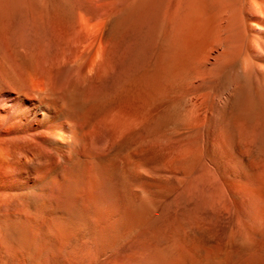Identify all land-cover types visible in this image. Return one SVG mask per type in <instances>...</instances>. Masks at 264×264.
I'll use <instances>...</instances> for the list:
<instances>
[{"label":"bare ground","instance_id":"bare-ground-1","mask_svg":"<svg viewBox=\"0 0 264 264\" xmlns=\"http://www.w3.org/2000/svg\"><path fill=\"white\" fill-rule=\"evenodd\" d=\"M0 264H264V0H0Z\"/></svg>","mask_w":264,"mask_h":264}]
</instances>
